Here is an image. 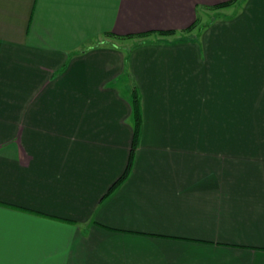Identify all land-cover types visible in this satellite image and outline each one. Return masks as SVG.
<instances>
[{
    "label": "crops",
    "instance_id": "1",
    "mask_svg": "<svg viewBox=\"0 0 264 264\" xmlns=\"http://www.w3.org/2000/svg\"><path fill=\"white\" fill-rule=\"evenodd\" d=\"M226 1L0 0V264H264V0Z\"/></svg>",
    "mask_w": 264,
    "mask_h": 264
},
{
    "label": "trees",
    "instance_id": "2",
    "mask_svg": "<svg viewBox=\"0 0 264 264\" xmlns=\"http://www.w3.org/2000/svg\"><path fill=\"white\" fill-rule=\"evenodd\" d=\"M242 0H229L223 3H220L218 5H215L213 7H208V9L214 10V9H220V8H224V7H228L231 5H238ZM198 25V20L196 19L187 29L184 30V32H189L191 31L193 28H195ZM157 34L159 35H172L175 34L176 31L173 30H169V31H156ZM150 33H144L139 35L138 37H145ZM132 122H133V126H134V133H133V138H132V147H131V152H130V158L132 155V152L134 150V146H135V142L137 139V136L139 134V130H140V125H141V112H140V103H139V98L137 96V93L134 91L133 94V98H132ZM129 169V163L127 166L126 171L124 172V174L118 179V181L116 182V184L120 183L121 181L124 180L125 175L127 173ZM115 184V185H116Z\"/></svg>",
    "mask_w": 264,
    "mask_h": 264
},
{
    "label": "rangeland",
    "instance_id": "3",
    "mask_svg": "<svg viewBox=\"0 0 264 264\" xmlns=\"http://www.w3.org/2000/svg\"><path fill=\"white\" fill-rule=\"evenodd\" d=\"M229 10H230V9L225 10V11H229ZM221 15H222V14L218 12V13L214 14V17H220V18H221Z\"/></svg>",
    "mask_w": 264,
    "mask_h": 264
}]
</instances>
